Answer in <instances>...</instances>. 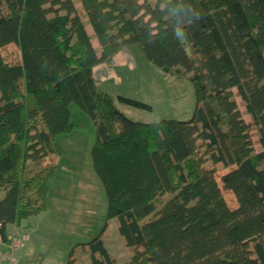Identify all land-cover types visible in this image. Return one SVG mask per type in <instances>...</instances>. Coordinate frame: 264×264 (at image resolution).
Listing matches in <instances>:
<instances>
[{
	"label": "trees",
	"instance_id": "1",
	"mask_svg": "<svg viewBox=\"0 0 264 264\" xmlns=\"http://www.w3.org/2000/svg\"><path fill=\"white\" fill-rule=\"evenodd\" d=\"M112 2L0 0L1 254L13 233L17 249L27 240L18 222L46 208L74 105L93 126L90 163L122 264H264V0ZM129 47L190 83L189 122H130L97 92L92 70ZM86 254L119 262L99 239Z\"/></svg>",
	"mask_w": 264,
	"mask_h": 264
},
{
	"label": "rangeland",
	"instance_id": "2",
	"mask_svg": "<svg viewBox=\"0 0 264 264\" xmlns=\"http://www.w3.org/2000/svg\"><path fill=\"white\" fill-rule=\"evenodd\" d=\"M106 1L113 4L112 0ZM116 23L123 27L121 19ZM87 33L91 34L89 28ZM92 47L97 48L95 41ZM125 50L123 55L130 68L117 67L105 80L96 77L97 92L109 96L130 122H189L194 110L190 83L163 77L136 47ZM117 97L147 105L151 113L118 105ZM69 116L72 131L55 140L59 153L54 176L48 182L46 208L18 222L17 233L27 240L16 250V258L20 264H89L88 245L99 239L112 258L119 261L117 264H122L129 253L118 236L115 221L105 218V196L90 163L93 126L74 105L70 106ZM224 201L228 208H235L232 197L225 196Z\"/></svg>",
	"mask_w": 264,
	"mask_h": 264
},
{
	"label": "crops",
	"instance_id": "3",
	"mask_svg": "<svg viewBox=\"0 0 264 264\" xmlns=\"http://www.w3.org/2000/svg\"><path fill=\"white\" fill-rule=\"evenodd\" d=\"M125 51L126 50H122L121 52H119L108 64L97 66L92 70V78L94 81V86L97 85L96 84V81H97L96 77H99L101 80H105L108 77V74H111L112 70H115L117 67H124V68L129 67V65H128L129 63H127L126 56L123 55V53ZM14 229H16V228L12 227L11 230L9 232H7L6 234L10 236V234L12 232H14ZM22 236H24V234ZM20 237H21V235H20ZM25 238L26 237H22V239H24V240H25ZM0 247H1L0 253L4 252L6 250L5 244H2L1 241H0ZM22 248H24V246Z\"/></svg>",
	"mask_w": 264,
	"mask_h": 264
},
{
	"label": "built area",
	"instance_id": "4",
	"mask_svg": "<svg viewBox=\"0 0 264 264\" xmlns=\"http://www.w3.org/2000/svg\"><path fill=\"white\" fill-rule=\"evenodd\" d=\"M15 239L16 235L13 233L8 244L7 252L5 254L0 253V264H17L14 258V253L19 245Z\"/></svg>",
	"mask_w": 264,
	"mask_h": 264
}]
</instances>
